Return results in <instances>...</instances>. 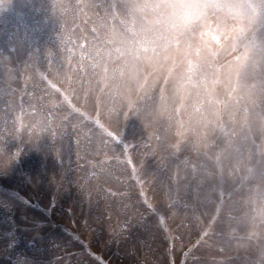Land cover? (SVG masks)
<instances>
[{
  "label": "snow or ice",
  "instance_id": "obj_1",
  "mask_svg": "<svg viewBox=\"0 0 264 264\" xmlns=\"http://www.w3.org/2000/svg\"><path fill=\"white\" fill-rule=\"evenodd\" d=\"M146 2L148 0H72L71 3H58L53 0V11L62 21L59 33L62 52L49 49L45 63L54 79L39 72V83L34 82L33 90L28 91L29 77L25 76L24 89L15 98L4 101L0 136L7 144L25 130L30 138L35 137L34 146L40 147L39 141L43 140V146L58 157L63 154L65 142L70 146L75 138L78 158L87 160L90 152L96 154L116 142L127 150L130 147L126 136L127 122L130 117H135L142 129H147L135 147L144 148L153 157L159 156V166L166 171L167 161L173 162L174 171L168 180L175 182L177 191L182 178L195 180L199 185L210 177H219L215 185L208 186V192L215 194L217 217L235 194H240L236 215L233 216L231 211L226 215L237 224L247 218L245 228L248 231L244 236H238L233 227L229 235L237 242H259L260 264H264V219H261L264 217V64L257 68L258 78L249 94V101L261 121L259 135L251 134V149L247 154L256 163L249 165L246 171L240 170L239 165L225 167L223 155L233 146L238 134L205 115L200 121L197 141L189 144L181 114L189 107L187 100L194 82L190 76L174 80L171 58L159 54V42L163 38L154 26L161 20L142 15ZM151 2L158 5L160 0ZM233 59L238 89L241 86L239 71L247 66L249 54L238 52ZM38 64L35 59L31 61L33 69ZM170 87L177 90L175 103L169 98ZM207 99L211 101L214 97ZM106 101L110 102L107 108ZM205 102H193L191 107L201 112ZM106 120L115 121V126ZM169 130H172L171 139L168 138ZM189 149L205 160L215 161L214 168L182 157L181 154ZM20 150L17 146V157ZM102 154L106 160L109 158L106 152ZM114 159L119 160V157ZM126 159L131 161L130 156ZM87 163L92 165L91 176L95 177L96 162L87 160ZM100 167L104 171L103 166ZM133 171H136L135 165ZM228 176L237 180V187L231 192L224 190V179ZM137 179L143 188V180L139 176ZM107 192L110 194L111 189Z\"/></svg>",
  "mask_w": 264,
  "mask_h": 264
},
{
  "label": "clouds",
  "instance_id": "obj_2",
  "mask_svg": "<svg viewBox=\"0 0 264 264\" xmlns=\"http://www.w3.org/2000/svg\"><path fill=\"white\" fill-rule=\"evenodd\" d=\"M142 15L161 20L154 26L163 38L159 54L171 58L174 80L190 76L194 82L186 109L190 121L200 120L193 102L223 96L231 88L234 54L247 52L256 69L264 64V0H160L158 5L148 0ZM177 97L170 87V101Z\"/></svg>",
  "mask_w": 264,
  "mask_h": 264
},
{
  "label": "rangeland",
  "instance_id": "obj_3",
  "mask_svg": "<svg viewBox=\"0 0 264 264\" xmlns=\"http://www.w3.org/2000/svg\"><path fill=\"white\" fill-rule=\"evenodd\" d=\"M20 1V0H18ZM255 68L252 65L251 59L249 58L248 64L247 66H245L244 68H242L239 71V81H240V85L243 84V89L248 88L252 89V84L256 81L255 79L251 78L250 76L252 75V71ZM23 70H24V66L21 63L18 62H12L10 64V67H3L0 65V84H5L8 82V80H10L13 77H21L23 76ZM236 74L232 73L231 76V80H232V87L235 86L236 83ZM25 79V77L23 78ZM230 90V89H229ZM217 102L221 101V96H217L216 97ZM35 138V137H34ZM41 143V142H40ZM43 143V141H42ZM46 151H44V154L39 152V154H34V157H37L38 161L41 162V159L39 156L41 157H45V156H49L51 157V155H55L54 152H50L48 151L45 147H43ZM3 156H0V160L4 159V161H9L10 157L7 154L2 153ZM233 160L238 159L237 155L235 153L232 154L231 157ZM15 159V158H14ZM18 171H21L20 168V163H18ZM40 166H36L34 167V169H39ZM41 168L44 169V176H40V180L45 182V186L50 187V191L54 194V191H57V197L58 200L67 197L68 194L73 191V195L72 197L75 198L77 197L80 203H83V213L84 215H86L85 211H84V207L86 205V203H88L89 205V209L90 212L87 213V221L85 220V224L87 225L88 223H92L91 226L96 227L97 225L99 226L100 230H102L100 235L99 233H93V235L91 233L88 232V230L84 229L81 227V224H79L78 222H76V225H80L78 227H74V230H66L63 226L61 225H57V221H60L59 219L61 218V220L63 222L69 221V218L66 217L65 215H63V213H60L59 215H57V217L53 214L48 215L47 219H42V218H37V214L35 212H33V210L31 209L32 204L31 202H29V198L32 199V201L37 205L41 206V208L43 207V203L39 202L37 199V197H35V192L33 191V189H31V187H27L26 188V193H21L19 195H17L18 197H13V199L15 200L16 203H19L22 206L21 209V216L22 215H27L29 216L28 219H25L23 217V221L26 223H31V227L33 229H35V224L37 225L36 229L37 231H51L50 232H46L45 234L41 235V249L44 252H48V253H43L42 256H44L45 258L47 257V255L50 253V258L47 259V261H42V264H102L99 260V258L97 257V255H95L94 253H92V251H90L89 249H85V244H84V239L82 236L84 237H89L91 236L93 245L95 248H99V255L100 257H103L104 260V264H143L141 263L142 260L144 259H148L150 258V260L152 261L151 263L154 264H159V260H163L164 264L166 263L165 258L164 257H160V259L157 260V257H155L152 253L153 250H151L148 246H151L152 248H156L157 247V251L162 252L161 254H163L164 248L160 247L159 245H156L157 243V238H151L153 240V243H151L149 241L148 245L145 247H139V251L136 252V249L133 248V253H132V249L128 248L125 249L123 247H118V244L120 241H122L123 239L121 237H114L113 233L117 230V227H115L113 225V222H110V218L108 217V215L106 216L105 214H101L98 211H101L100 209H95L93 202L95 200H93V195L87 194L85 195V190L83 187V179L81 178L82 174L87 172V174H89L87 168H80L79 166H77V162L74 161L72 162V167L71 168H65L64 170H57V171H64L61 172L62 175H60V177L58 178V175H56L57 172L55 171H51L50 169H48L47 165L43 168L41 165ZM83 169V171L81 170ZM78 174V178H76V175ZM75 178V181H73V185L72 187H70L69 183H72V180ZM48 179H52L53 184L52 183H47L46 181ZM76 190V192L74 190ZM71 190V191H70ZM80 194L81 196H78V194ZM84 194V196L82 195ZM18 200H23V202H20ZM239 200V199H238ZM236 200V201H238ZM235 201V202H236ZM56 203H59L57 201V199H53L52 201V206H54ZM67 205H72V204H67ZM237 207V204H236ZM9 209V208H8ZM11 212V211H10ZM13 212L17 213L18 209L15 210L13 209ZM94 220H93V219ZM0 219V223H1ZM56 220V221H54ZM7 222V221H6ZM105 222V223H104ZM104 224V225H103ZM2 225L5 227V223H2ZM0 225L1 230L4 229V227ZM99 229L97 228V231ZM80 234H79V233ZM39 234V233H37ZM41 234V233H40ZM82 235V236H81ZM93 236V237H92ZM101 236H103L104 241L105 238L107 239V241H109L111 243V245H113L114 243H116L117 245V249L115 250H111L113 252L114 256L119 257V260L117 261V259H114V257L112 256V254L109 251V248H107V245H103V243L101 244ZM48 237V238H47ZM47 239H50V243L47 244ZM118 239V241H117ZM144 240V239H143ZM150 240V239H149ZM141 243H143L144 241H140ZM248 244V245H247ZM0 245H2V243L0 242ZM252 246V242H247L246 240L244 242L241 243V246ZM246 246V247H247ZM253 247V246H252ZM252 247H249L247 250V253L251 254L252 251L255 252V255L260 254V251L257 249H251ZM138 250V249H137ZM242 250V249H241ZM150 252V253H149ZM235 251L232 250V256L233 253ZM149 254V255H148ZM3 256H5V253H3L2 251H0V262L3 259ZM97 257V258H96ZM122 259L124 261H122ZM4 260V259H3ZM154 261V262H153ZM35 264H39L38 262H36Z\"/></svg>",
  "mask_w": 264,
  "mask_h": 264
},
{
  "label": "trees",
  "instance_id": "obj_4",
  "mask_svg": "<svg viewBox=\"0 0 264 264\" xmlns=\"http://www.w3.org/2000/svg\"><path fill=\"white\" fill-rule=\"evenodd\" d=\"M188 137L189 138L186 139L189 144H191V142L192 144H194L198 139H194V137L191 135H188ZM245 144L250 146L251 142L246 141ZM137 154L140 161V163L137 164V176H139L144 182L143 191L145 192V195L148 197V199L156 205L157 199L155 198V196L159 197V194H164L165 190L167 192V195H172L169 196V199H171L172 197V200L167 207L165 223H168L170 232L173 235V239L175 241H180L182 238H184V236L186 237V239L191 238L192 236L194 237L200 229L198 227L200 223H203L205 220L209 221L216 209V206H214L213 203H211V200L208 198V195L214 196L215 194H210L208 192V186L210 184L215 185L218 182V177H210L203 184L199 185L195 180L182 178L180 181L179 190L177 191L175 182L168 180V177L171 176L174 171L173 162L171 160L167 161L168 170L166 171L160 168L158 156L153 157L144 149L142 151V148H139V152ZM183 156H187L192 162H195L197 164L198 162H203L209 169L214 168V166L212 167L211 165V160H205L204 158L199 157L191 149L185 151L183 153ZM181 176H184L183 172L181 173ZM31 179L32 176L28 180L30 182L34 181V179ZM134 180H132L131 178L127 179L125 186L128 188V192H126L124 195L118 194V197H115L114 194L113 198L108 196L109 199L102 197L100 198L102 202H99V204L96 202V205H94L95 209L97 208L101 211H106L104 208H107L109 210L118 209V212H116V218L118 221L117 223L119 224L118 227L120 233L118 235L123 236V238H125V236L121 234L124 231L122 226H127L129 222L135 224L134 220L136 219V215L133 211L134 209L137 211V213H140L145 207V211L141 214L143 216V220L139 219L137 223L148 220L150 222V219L155 218L151 214L150 210L145 206V204L143 205L142 197H140L139 195L140 192L138 183L136 181L134 182ZM14 183L15 185L18 184L16 182ZM120 184L123 187L124 184ZM113 188L115 187L113 186ZM135 191L137 192L136 199L132 196ZM126 202L127 205L132 208L129 215L123 207V204H125ZM102 204L104 208H102ZM123 210L124 212H126L123 217L128 220L127 223H124L119 217V213H121V211ZM227 221L229 222L230 220L227 219ZM221 222H224V217L221 219ZM212 233L215 234L216 232H210V234L203 240V248H205L202 250L203 252L211 251L213 248H218L214 245V243H207L208 240L213 236ZM219 239L222 238L219 237Z\"/></svg>",
  "mask_w": 264,
  "mask_h": 264
}]
</instances>
